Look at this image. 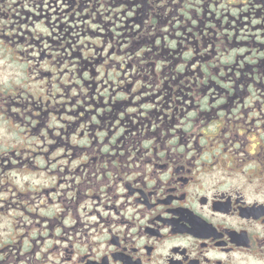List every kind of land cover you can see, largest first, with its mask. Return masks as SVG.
Segmentation results:
<instances>
[{"label": "flooded vegetation", "instance_id": "flooded-vegetation-1", "mask_svg": "<svg viewBox=\"0 0 264 264\" xmlns=\"http://www.w3.org/2000/svg\"><path fill=\"white\" fill-rule=\"evenodd\" d=\"M0 62V264H264V0H0Z\"/></svg>", "mask_w": 264, "mask_h": 264}, {"label": "rangeland", "instance_id": "rangeland-1", "mask_svg": "<svg viewBox=\"0 0 264 264\" xmlns=\"http://www.w3.org/2000/svg\"><path fill=\"white\" fill-rule=\"evenodd\" d=\"M6 59H3L2 61L5 62ZM60 64V63H59ZM0 65H3L1 62H0ZM38 182V181H37Z\"/></svg>", "mask_w": 264, "mask_h": 264}]
</instances>
